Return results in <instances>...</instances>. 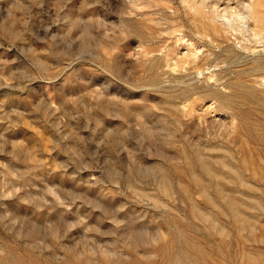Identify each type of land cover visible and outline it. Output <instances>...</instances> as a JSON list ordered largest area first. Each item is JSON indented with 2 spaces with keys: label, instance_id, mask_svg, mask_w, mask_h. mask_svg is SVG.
<instances>
[{
  "label": "rangeland",
  "instance_id": "1",
  "mask_svg": "<svg viewBox=\"0 0 264 264\" xmlns=\"http://www.w3.org/2000/svg\"><path fill=\"white\" fill-rule=\"evenodd\" d=\"M216 2L0 0V264H264V0Z\"/></svg>",
  "mask_w": 264,
  "mask_h": 264
},
{
  "label": "bare ground",
  "instance_id": "2",
  "mask_svg": "<svg viewBox=\"0 0 264 264\" xmlns=\"http://www.w3.org/2000/svg\"><path fill=\"white\" fill-rule=\"evenodd\" d=\"M215 2H216V0H215ZM217 3V2H216Z\"/></svg>",
  "mask_w": 264,
  "mask_h": 264
}]
</instances>
